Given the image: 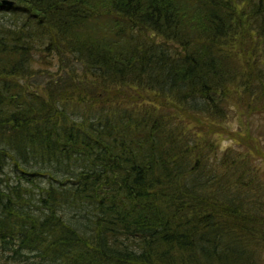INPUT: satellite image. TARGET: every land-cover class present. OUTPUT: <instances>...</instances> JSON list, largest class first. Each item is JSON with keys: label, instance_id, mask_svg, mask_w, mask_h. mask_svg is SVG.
Wrapping results in <instances>:
<instances>
[{"label": "trees", "instance_id": "trees-1", "mask_svg": "<svg viewBox=\"0 0 264 264\" xmlns=\"http://www.w3.org/2000/svg\"><path fill=\"white\" fill-rule=\"evenodd\" d=\"M12 1L0 264H264V0Z\"/></svg>", "mask_w": 264, "mask_h": 264}, {"label": "rangeland", "instance_id": "rangeland-1", "mask_svg": "<svg viewBox=\"0 0 264 264\" xmlns=\"http://www.w3.org/2000/svg\"><path fill=\"white\" fill-rule=\"evenodd\" d=\"M7 12V10L4 11V13ZM229 127L231 130H236L237 128V122L233 121L229 123ZM219 144L221 145V149L226 148L227 146H233L234 145V141L232 140H228V139H222Z\"/></svg>", "mask_w": 264, "mask_h": 264}, {"label": "water", "instance_id": "water-1", "mask_svg": "<svg viewBox=\"0 0 264 264\" xmlns=\"http://www.w3.org/2000/svg\"><path fill=\"white\" fill-rule=\"evenodd\" d=\"M13 1L12 0H0V6H12Z\"/></svg>", "mask_w": 264, "mask_h": 264}]
</instances>
